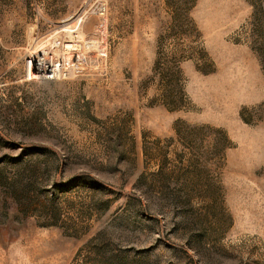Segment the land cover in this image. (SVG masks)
Here are the masks:
<instances>
[{
  "label": "rangeland",
  "instance_id": "rangeland-1",
  "mask_svg": "<svg viewBox=\"0 0 264 264\" xmlns=\"http://www.w3.org/2000/svg\"><path fill=\"white\" fill-rule=\"evenodd\" d=\"M0 264H264V0H0Z\"/></svg>",
  "mask_w": 264,
  "mask_h": 264
},
{
  "label": "bare ground",
  "instance_id": "bare-ground-1",
  "mask_svg": "<svg viewBox=\"0 0 264 264\" xmlns=\"http://www.w3.org/2000/svg\"><path fill=\"white\" fill-rule=\"evenodd\" d=\"M67 22L68 21H66L65 24H67ZM104 31L105 30H103V32ZM83 34L84 33L81 30H77L75 36H73L72 33H69L68 37H69V40L71 41L70 42L71 44L65 46V52H66L65 55H62L59 53V47L57 46L54 47L55 42L52 45L53 48H55L54 50L53 49H50L47 51H44V50H33L32 51L31 50V51L26 52L25 57H27V60H28V74L30 78L41 80V81L42 80H46V81L53 80V79H56L61 74H63L65 70L67 71L66 73H68V70L66 69L67 65L74 68L76 66L82 65L87 60H90V57L87 56L86 54L87 52H84L83 48H79L73 45V43H76L77 41H81V42L84 41ZM101 42L104 43V39H102ZM95 48L100 53H104L105 51V47L98 45V44L95 45ZM70 74L72 75V72L69 73V75Z\"/></svg>",
  "mask_w": 264,
  "mask_h": 264
}]
</instances>
